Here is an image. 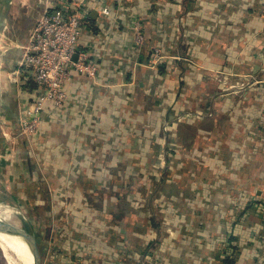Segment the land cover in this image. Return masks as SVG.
<instances>
[{
    "label": "crops",
    "instance_id": "0c3cea01",
    "mask_svg": "<svg viewBox=\"0 0 264 264\" xmlns=\"http://www.w3.org/2000/svg\"><path fill=\"white\" fill-rule=\"evenodd\" d=\"M57 1L0 0L12 43L0 63V189L16 203L32 189L43 264H264V86L217 100L259 67L264 0L86 1L77 51L98 74L73 72L64 106L49 104L28 141L20 118L39 90L22 47ZM155 48L165 59L154 67ZM185 105L214 110L175 125L165 147Z\"/></svg>",
    "mask_w": 264,
    "mask_h": 264
},
{
    "label": "built area",
    "instance_id": "2783aa9c",
    "mask_svg": "<svg viewBox=\"0 0 264 264\" xmlns=\"http://www.w3.org/2000/svg\"><path fill=\"white\" fill-rule=\"evenodd\" d=\"M86 1L58 0L52 5V11H45L38 18L28 42L22 47L20 66L31 70L39 90L20 118L23 136L32 138L37 135L42 112L49 104L58 108L64 106L68 97L64 86L71 80L73 72L92 79L98 74L99 65L90 60L87 53L77 51L83 24L88 17L83 14ZM101 12L110 15L109 8H101ZM133 30L136 43L142 45L141 22L135 21ZM164 59L161 49L155 48L153 66L161 64ZM166 160L160 165L168 166Z\"/></svg>",
    "mask_w": 264,
    "mask_h": 264
},
{
    "label": "rangeland",
    "instance_id": "374dc122",
    "mask_svg": "<svg viewBox=\"0 0 264 264\" xmlns=\"http://www.w3.org/2000/svg\"><path fill=\"white\" fill-rule=\"evenodd\" d=\"M12 9V6L10 7V11H13ZM10 14V13H9ZM18 16V15H17ZM12 20H15V18L13 17ZM13 24H14V21H13ZM9 36H8V31L7 29H5L4 26H2L0 24V60L2 63L3 62V59L4 57L6 56V54L8 53L7 52V48L9 46L12 45L11 41L9 40ZM5 52V54H3ZM258 60H257V65H259L257 71L256 69H252L251 70V73H246V74H243L242 77L244 78L245 80V85L243 86H240V87H233L232 89L231 88H228L226 90H223L222 93L220 94V96L217 97V100H223L224 96L225 95H228V94H231V93H235V90H239L243 87H248L249 85L252 87H258V88H261L262 86H264V45L262 46V50H261V53L260 55L258 56ZM2 65V64H1ZM234 75V74H233ZM231 74V76H233ZM236 76V75H234ZM13 79H16L13 78ZM231 89V91L229 92V90ZM264 91V90H263ZM258 92V91H257ZM221 102V101H219ZM217 102V109L221 108L222 106V103H219ZM214 110L212 107H209V108H198V107H194L193 105H191L189 107L188 106H183L182 107V110L180 111L179 113V116L177 118H175V120L172 122V123H169L168 125V134H167V137H166V141L169 139L168 142L165 141V143L163 144L165 147L166 145L168 146V143L172 144L176 138V133H177V127L175 125H181L183 124L184 122L186 121H197V120H201L206 114H209L211 115L213 113ZM24 138V140H29V137H26V136H22ZM171 138V139H170ZM165 152H166V156H165ZM164 153V155H163ZM165 159H168V156H167V151H164L161 153V155H159V158H158V173H160V177L162 179L163 182L167 181V179H171V175L174 173V169H173V165L171 167V164L173 161L170 160L171 162H168L166 160V163L168 164V166H164L165 164ZM169 160V159H168ZM161 163H164L162 166L160 165ZM170 164V166H169ZM34 165H32L33 167ZM13 175L15 176V171L14 170H11ZM173 172V173H172ZM9 175V174H8ZM23 176H24V181H23V185L26 187V185H29L28 184V177L31 179V175L30 173L28 172L27 168L25 167V172L23 173ZM36 190V189H35ZM31 193H32V189H28L26 187L25 189V197L26 199L21 196L19 199H18V203H16V198H12L11 196H9V193L8 192H5L3 191V189H0V203L3 205V206H7V207H11V208H8L10 210H12L14 216L13 218L14 219H11V223L17 225L18 227L22 228V229H25L26 231L34 234L37 239L39 237H41V233H42V228H40V225L38 224V216L34 214V211L32 209V201H30V198H31ZM157 200V199H156ZM15 220V221H14ZM40 239V238H39ZM40 247V251H41V255L44 251V248H42L41 244L39 245ZM0 264H12V262L7 258L5 257L6 256V252L2 249V247L0 246ZM9 252V255L11 256V258H13V260H15V256ZM13 256V257H12ZM43 260H42V263L43 264Z\"/></svg>",
    "mask_w": 264,
    "mask_h": 264
},
{
    "label": "bare ground",
    "instance_id": "6f19581e",
    "mask_svg": "<svg viewBox=\"0 0 264 264\" xmlns=\"http://www.w3.org/2000/svg\"><path fill=\"white\" fill-rule=\"evenodd\" d=\"M8 208L11 207H5L0 203V219L3 222L6 232L5 234H0V246L6 252V257L12 262V264L17 263L16 260L11 258L9 252L18 258L22 264H33V255L31 254L29 247L31 240L28 234L30 232L20 227L17 228L18 226L13 224L14 222L11 223V219H14V214L12 213L13 211Z\"/></svg>",
    "mask_w": 264,
    "mask_h": 264
},
{
    "label": "water",
    "instance_id": "95a60500",
    "mask_svg": "<svg viewBox=\"0 0 264 264\" xmlns=\"http://www.w3.org/2000/svg\"><path fill=\"white\" fill-rule=\"evenodd\" d=\"M74 58L76 60L77 55H75ZM2 96H3V94H2L1 69H0V120H1V115H2ZM17 228H19V227H17ZM20 230H22V229H20ZM5 233L6 232H5V228L3 226V222L0 219V234H5ZM28 236L31 240L29 247H30L31 254L33 255V264H41L42 263V255H41V251H40V247H39L37 237L32 233H29ZM15 260H16L17 264H22L18 258L15 257Z\"/></svg>",
    "mask_w": 264,
    "mask_h": 264
},
{
    "label": "trees",
    "instance_id": "16d2710c",
    "mask_svg": "<svg viewBox=\"0 0 264 264\" xmlns=\"http://www.w3.org/2000/svg\"><path fill=\"white\" fill-rule=\"evenodd\" d=\"M37 86V85H36ZM36 86H34V83L33 82H31V83H29V85H27V87L29 88V89H31V90H35L36 89ZM37 89H38V86H37ZM38 240V239H37ZM38 243H39V240H38Z\"/></svg>",
    "mask_w": 264,
    "mask_h": 264
}]
</instances>
